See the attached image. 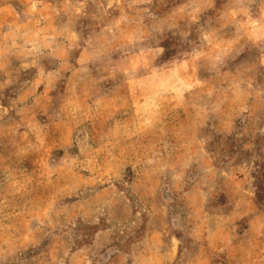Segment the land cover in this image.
I'll use <instances>...</instances> for the list:
<instances>
[{"label":"rangeland","instance_id":"374dc122","mask_svg":"<svg viewBox=\"0 0 264 264\" xmlns=\"http://www.w3.org/2000/svg\"><path fill=\"white\" fill-rule=\"evenodd\" d=\"M257 2L0 0V264H264Z\"/></svg>","mask_w":264,"mask_h":264},{"label":"crops","instance_id":"0c3cea01","mask_svg":"<svg viewBox=\"0 0 264 264\" xmlns=\"http://www.w3.org/2000/svg\"><path fill=\"white\" fill-rule=\"evenodd\" d=\"M258 10L262 11L255 25L244 28V38L249 39V44L259 48V62L264 66V0H258ZM247 43V42H246Z\"/></svg>","mask_w":264,"mask_h":264}]
</instances>
